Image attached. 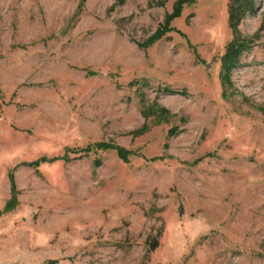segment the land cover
<instances>
[{
  "label": "rangeland",
  "instance_id": "1",
  "mask_svg": "<svg viewBox=\"0 0 264 264\" xmlns=\"http://www.w3.org/2000/svg\"><path fill=\"white\" fill-rule=\"evenodd\" d=\"M178 2L0 0V264H264V0Z\"/></svg>",
  "mask_w": 264,
  "mask_h": 264
},
{
  "label": "trees",
  "instance_id": "2",
  "mask_svg": "<svg viewBox=\"0 0 264 264\" xmlns=\"http://www.w3.org/2000/svg\"><path fill=\"white\" fill-rule=\"evenodd\" d=\"M185 0H179L177 6L175 7V9L168 15L167 19H166V25L168 26L170 21L181 14L182 12V6ZM161 33L159 35H157L155 38H153L151 41H154L156 38L161 37ZM241 48H233L232 51H228L226 52V54L223 56V61H222V69H221V77L223 79V81L226 79V77L228 76V73L230 72L233 64L236 63V61L238 60L239 54H240ZM166 89L171 90V91H175L173 88L171 87H167ZM102 145L105 146H112L115 147L119 153V155L123 158H127L128 157V153L129 151L123 147V146H115L113 144H108L106 142H103ZM9 180H10V188L11 190L15 189V182H14V178L11 174H9ZM155 244V242H153Z\"/></svg>",
  "mask_w": 264,
  "mask_h": 264
}]
</instances>
